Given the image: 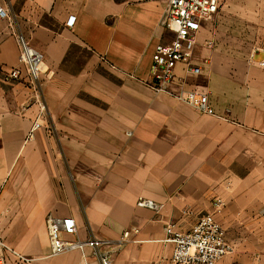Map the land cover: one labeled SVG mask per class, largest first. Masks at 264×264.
<instances>
[{"label":"crops","instance_id":"obj_1","mask_svg":"<svg viewBox=\"0 0 264 264\" xmlns=\"http://www.w3.org/2000/svg\"><path fill=\"white\" fill-rule=\"evenodd\" d=\"M0 4L10 17L0 24V238L8 246L30 264H96L89 249L51 256L54 216L76 222L72 240L131 232L113 264H170L166 226L186 232L214 214L236 249L218 264H264V0H220L197 37L202 74L175 70L170 91L207 90L215 116L152 87L155 49L174 37L160 26V3ZM17 36L46 57L44 118ZM140 199L163 208H140Z\"/></svg>","mask_w":264,"mask_h":264},{"label":"built area","instance_id":"obj_2","mask_svg":"<svg viewBox=\"0 0 264 264\" xmlns=\"http://www.w3.org/2000/svg\"><path fill=\"white\" fill-rule=\"evenodd\" d=\"M145 2H158L163 6L160 26L173 34V40L155 49L150 78L152 87L157 94H172L178 101L192 106L200 113L215 116L214 108L210 103V94L199 86L190 89L181 88L178 92L170 91L176 82L175 70L184 64L187 71L198 77L202 69L193 61L197 37L205 23L211 22L218 14L220 0H145ZM9 10L0 4V24L9 20ZM75 18H70L68 27H73ZM20 46V64L26 69V80L35 94V103L39 107V118L45 113L44 104L39 101V83L44 73L46 57L43 53L33 49L22 37L17 36ZM264 67V60L260 62ZM11 78L19 80L20 70L11 72ZM140 208H147L159 212L163 206L155 205L140 199L137 202ZM224 206L221 199H216L213 207L219 211ZM183 212V215H187ZM51 256L57 257L72 251L85 252L91 250L96 264H113L115 256L131 240L132 233L126 232L116 241H109L93 237L87 241L72 240L76 237L78 228L72 218H57L49 216L47 219ZM166 243L174 246L170 264H218L223 258L236 253L235 247L226 240L225 231L216 220L214 214L201 217L189 231L183 232L174 224L165 228ZM134 231L133 234H137ZM29 259L0 238V264H30Z\"/></svg>","mask_w":264,"mask_h":264},{"label":"rangeland","instance_id":"obj_3","mask_svg":"<svg viewBox=\"0 0 264 264\" xmlns=\"http://www.w3.org/2000/svg\"><path fill=\"white\" fill-rule=\"evenodd\" d=\"M123 1H125V0H123ZM39 101H40V103L44 104V106H45V113H46V105H45V102H44V99H43L42 95L40 94V91H39ZM45 113H44L43 118L45 117Z\"/></svg>","mask_w":264,"mask_h":264},{"label":"trees","instance_id":"obj_4","mask_svg":"<svg viewBox=\"0 0 264 264\" xmlns=\"http://www.w3.org/2000/svg\"><path fill=\"white\" fill-rule=\"evenodd\" d=\"M116 1H118V2H123V0H121V1H120V0H116Z\"/></svg>","mask_w":264,"mask_h":264}]
</instances>
